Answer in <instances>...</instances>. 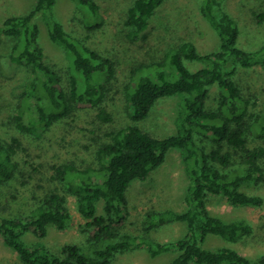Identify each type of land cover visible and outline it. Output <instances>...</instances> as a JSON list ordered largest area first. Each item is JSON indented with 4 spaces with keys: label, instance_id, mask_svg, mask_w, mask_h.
Masks as SVG:
<instances>
[{
    "label": "trees",
    "instance_id": "16d2710c",
    "mask_svg": "<svg viewBox=\"0 0 264 264\" xmlns=\"http://www.w3.org/2000/svg\"><path fill=\"white\" fill-rule=\"evenodd\" d=\"M74 1L86 18L84 27L87 30L99 27L97 1ZM223 1L202 0L200 6L201 14L220 38L218 49L200 53L187 40L165 49L160 60L139 65L125 92L130 123L108 133V140L96 149V161L74 159L53 165L51 178L60 187L35 182L33 203L24 214L8 216L0 211V234L22 264H110L117 253L133 247H143L152 256L175 252L166 264H264V256L249 258L232 246L210 249L203 245L212 235L232 244L254 234L252 223L244 217L226 221L210 213L208 194L220 196L235 207H260L264 203L262 195L243 189V185L264 182V145H249L250 137H264V123L254 114L255 103L242 95L234 79L237 66L258 65L264 69V44L255 50L238 45V25L224 10ZM55 2L35 0L27 13L0 20V42L4 38L14 41L8 55L10 65L27 68L29 77L22 85L16 113L11 118L13 132L7 128L8 139H0V194L7 186L14 183L26 186L33 179L27 171L19 170L14 160L19 151L31 158L39 157L32 155L27 134L42 133L55 121L76 115L82 109L94 112L102 122L112 120L107 93L108 84L115 78L116 64L112 58L72 38L53 16ZM163 2L134 0L128 8L124 24L130 27L127 38L132 44L141 45L149 39L153 28L151 17ZM39 14L45 18L49 38L69 57L68 78L54 69L39 43V27L35 22ZM257 17L264 19V14ZM185 60L202 62L203 66L190 70ZM215 85L219 88L218 102L215 108H208L209 91ZM172 96L180 97L174 124L176 133L160 137L137 125L158 100ZM197 135L209 137L212 142L209 151L197 145ZM225 148H231L239 156L240 173L227 169L232 153ZM171 149L181 151L190 180L186 209L148 212L142 221V235L123 233L129 187L134 181L148 180ZM68 195L75 197L76 211L88 220L90 254L70 242L53 250L26 244L22 236L27 232L43 238L49 225L58 229L67 227L71 218ZM15 198L11 194L8 199ZM99 201L103 202L101 213ZM176 222L185 226L179 238L159 241L149 234ZM259 231L264 232V224Z\"/></svg>",
    "mask_w": 264,
    "mask_h": 264
},
{
    "label": "rangeland",
    "instance_id": "374dc122",
    "mask_svg": "<svg viewBox=\"0 0 264 264\" xmlns=\"http://www.w3.org/2000/svg\"><path fill=\"white\" fill-rule=\"evenodd\" d=\"M99 4L101 24L93 30H87L83 12L74 0H56L52 13L73 39L112 58L116 64L115 78L108 84V106L112 115L109 122L100 121L94 112L82 109L78 114L61 118L38 134H27L31 158L19 151L14 160L19 170L32 175L31 183L21 186L14 183L3 189L0 194V211L8 216L24 214L33 203L32 191L35 182H41L47 187H60L51 178L52 166L61 162L85 159L96 161L95 152L101 142L108 140V133L130 123L127 116L125 92L134 76L136 68L151 61L160 60L162 52L183 41H191L200 53L218 49L220 38L200 12L202 0H165L151 17L153 28L149 39L141 45L132 44L127 38L130 30L124 24L127 10L134 0H96ZM35 0H0V20L11 15L24 14L34 6ZM223 8L234 19L239 28L238 45L245 50H255L264 44V19L257 14H264V0H224ZM45 18L39 14L35 22L39 27L38 40L44 48L46 56L54 69L60 71L64 78L69 75V57L66 51L53 42L48 35ZM78 38V39H77ZM13 39L4 38L0 42V139H8V130L12 116L16 113L18 98L22 85L29 79L28 69L21 66H11L9 53ZM190 70L203 66L202 62L185 60ZM234 79L239 85L244 97H250L255 103L254 114L264 123V69L255 65L249 68L237 66ZM219 88H210L207 99L208 108H215L218 102ZM179 96L165 97L158 100L151 108L149 115L137 123L138 126L150 131L156 136L176 133L175 120L179 108ZM8 128V130H7ZM198 146L209 151L212 142L209 137L197 135ZM249 145H264L263 138L250 137ZM232 153L231 165L227 167L231 173H240L242 164L237 154L231 148H225ZM41 163V164H40ZM190 180L187 177L179 149L168 151L164 162L155 168L145 182L134 181L127 191L126 220L122 232L140 236L143 234V219L151 211L174 209L184 211L187 207L185 196ZM243 189L252 194L264 197V182L259 185H243ZM7 193V194H6ZM15 194V199H8ZM2 198V201H1ZM70 221L67 227L58 229L49 225L47 234L38 238L32 233H25L22 239L30 246H45L48 249H58L64 243H76L84 252L90 254L86 227L87 219L83 218L75 208V197L68 195ZM102 201L98 202V212H102ZM207 207L209 212L230 221L237 218L248 219L254 229V234L230 244L226 240L212 235L206 238L205 248L216 249L220 246H232L242 255L249 258L264 256V232L259 228L264 224V203L262 206L235 207L220 196L208 194ZM185 226L181 223H170L150 231V236L159 241H167L181 237ZM169 251L152 256L143 247H133L117 253L110 264H166L175 255ZM0 264H22L17 253L5 245L0 234ZM191 264H196L192 262Z\"/></svg>",
    "mask_w": 264,
    "mask_h": 264
}]
</instances>
